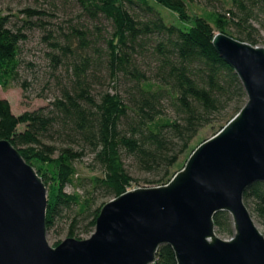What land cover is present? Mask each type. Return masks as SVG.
Listing matches in <instances>:
<instances>
[{
    "label": "trees",
    "instance_id": "obj_1",
    "mask_svg": "<svg viewBox=\"0 0 264 264\" xmlns=\"http://www.w3.org/2000/svg\"><path fill=\"white\" fill-rule=\"evenodd\" d=\"M74 1L79 9L74 21L48 31L50 61L66 73L59 95L18 116L0 98V139L10 141L49 185L47 228L62 207L89 211V201L65 192L77 175L76 163L87 155L104 169L93 186L106 196L119 197L132 185L123 153L140 170L156 174L157 187L167 185L182 157L196 150L192 143L200 131L218 125L220 132L247 102L239 77L213 46L214 36L221 32L258 46L264 32V0H189L211 10L195 16L184 0ZM156 5L176 15L180 26L166 23ZM26 39L22 28L0 17L3 89L19 77L20 44ZM46 139L66 146L58 149ZM244 201L264 227V184L251 186ZM104 205L91 213L92 232ZM214 222L218 234L233 237L227 212L216 214ZM155 264H177L170 246L160 247Z\"/></svg>",
    "mask_w": 264,
    "mask_h": 264
},
{
    "label": "water",
    "instance_id": "obj_2",
    "mask_svg": "<svg viewBox=\"0 0 264 264\" xmlns=\"http://www.w3.org/2000/svg\"><path fill=\"white\" fill-rule=\"evenodd\" d=\"M212 44L239 77L246 104L167 185L106 203L86 240L50 246L46 185L0 139V264H155L164 245L177 264H264V234L244 201L251 186L264 184V47L221 32ZM220 212L232 219L228 240L216 231Z\"/></svg>",
    "mask_w": 264,
    "mask_h": 264
},
{
    "label": "rangeland",
    "instance_id": "obj_3",
    "mask_svg": "<svg viewBox=\"0 0 264 264\" xmlns=\"http://www.w3.org/2000/svg\"><path fill=\"white\" fill-rule=\"evenodd\" d=\"M184 1L188 5V12L191 16L205 15L211 11L210 8H205L201 4L191 3L189 0ZM156 8L166 23L180 26L177 16L170 10L159 5H156ZM28 9L39 11L42 14L30 18L25 14ZM77 14H79V9L74 0H68V2L65 0H0V17H9L11 27L14 29L22 28L27 36V39L20 44L18 79L7 89L0 87V98L10 103L14 115L18 116L48 106L59 95L61 83L66 82V73L62 68L56 70L50 61L49 54L52 52L50 41L52 38H48V31H58L60 27H66L70 21H74ZM27 21L31 23L41 22L42 27H35L33 24L28 26ZM53 35H57V32L56 34L54 32ZM261 35V43L258 46L264 47V32ZM19 129L23 130L24 127L21 126ZM218 131V125L205 127L193 141L191 149L198 148ZM44 142L47 145H54L58 149L66 146L47 139ZM58 154L59 151L52 158L58 157ZM189 156L188 153L182 157L177 171L183 168ZM122 158L126 171L133 178L129 191L157 187L155 181L158 176L156 174L140 170L134 160L125 153H123ZM76 168L77 175L73 182L65 187V192L69 195H80L81 201L84 203L89 201V211L82 213L80 205L74 204H71L70 207H62L54 219L53 226L47 230V241L52 247H56V244H60L68 238L77 240L90 238L94 233L90 228V223L93 220L91 213L115 198L106 196L101 188H94V179L103 178L105 172L92 155H87L77 162ZM46 188L49 195V185ZM257 225L264 234V227L258 223ZM218 236L224 240L230 239L222 234H218Z\"/></svg>",
    "mask_w": 264,
    "mask_h": 264
}]
</instances>
